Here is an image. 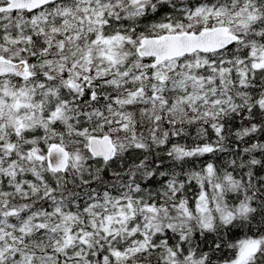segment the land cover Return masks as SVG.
I'll list each match as a JSON object with an SVG mask.
<instances>
[{"label":"snow or ice","instance_id":"snow-or-ice-1","mask_svg":"<svg viewBox=\"0 0 264 264\" xmlns=\"http://www.w3.org/2000/svg\"><path fill=\"white\" fill-rule=\"evenodd\" d=\"M0 264H264V0H0Z\"/></svg>","mask_w":264,"mask_h":264}]
</instances>
